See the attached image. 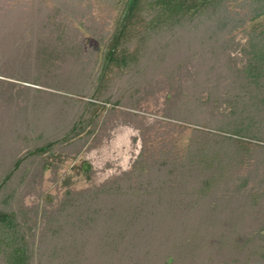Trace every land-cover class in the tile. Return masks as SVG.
Masks as SVG:
<instances>
[{"label": "rangeland", "instance_id": "obj_1", "mask_svg": "<svg viewBox=\"0 0 264 264\" xmlns=\"http://www.w3.org/2000/svg\"><path fill=\"white\" fill-rule=\"evenodd\" d=\"M123 3L0 0V181L35 143L61 137L68 131L83 108L78 98L85 95L83 99L90 100L101 69L104 43L117 25ZM250 3L228 0L225 12L197 24L190 32L183 28L169 33L170 38H150L133 70L121 75L116 72L100 91L101 97L111 102L103 111L96 108L100 116L92 135L56 146L55 152L64 160L56 161L53 168H45L42 157L28 155L22 161L1 189L0 199L7 200L5 209L17 215L31 250L30 264H69L73 254L68 255V244L75 251L84 238L101 236L105 227L96 219L104 215L97 214L103 206L94 198V188L110 180L119 181L121 188L128 186L127 176L136 173L135 164L145 149L155 154L162 147L164 151H185L194 134L216 131L214 126L228 122L233 105L247 113L242 120L241 116L233 119L241 121V126L247 125L244 132L264 138V103L250 97L252 88H245V79L238 73L248 62L244 48L249 47L250 31L261 20L264 23V18L251 20ZM15 8L26 15L38 9V14L9 16ZM43 19L47 21L45 26ZM166 41H170L168 47L164 46ZM189 105L190 109L185 110ZM235 151L229 144L216 147L215 153L225 162L233 159ZM217 174L219 183H215L219 185L212 184L206 195L212 207L218 201L223 205L240 204L246 197L234 188L246 177L248 188L264 193V148L248 154L238 173H227L225 177L220 171ZM203 177L209 179L208 174ZM190 189L184 186L179 190L188 194ZM163 197L166 199V193ZM260 199L264 203V195ZM179 201L182 205L190 202L187 197ZM114 203L121 210L128 205L122 196ZM167 205L169 199L162 208L167 209ZM248 209L250 221L241 223L245 228L257 229L264 207ZM235 211H241L239 206ZM209 214L206 222L196 218L184 221L181 217L173 220L174 228L201 225L200 236L196 237L201 248L191 257H217L220 261H230L231 255L243 258L238 252L233 254L222 239L229 225L221 223L218 214ZM83 225L89 227L87 233ZM203 231L208 233L206 237ZM183 233L188 235V231ZM171 244L173 241L164 245L153 241L149 249L163 245L162 254L179 249ZM135 253L132 264L143 257Z\"/></svg>", "mask_w": 264, "mask_h": 264}, {"label": "trees", "instance_id": "obj_2", "mask_svg": "<svg viewBox=\"0 0 264 264\" xmlns=\"http://www.w3.org/2000/svg\"><path fill=\"white\" fill-rule=\"evenodd\" d=\"M122 1H124L123 8L117 25L104 43L101 69L97 74L95 92L91 95L90 100H84L85 95L77 99L78 103H84L83 108L79 110L75 120L67 128L68 131L61 137L40 144L35 143L24 156L17 158L14 167L1 179L0 191L28 155L42 157L43 166L53 168L56 161L62 162L64 160L61 154L55 152L56 146L71 144L83 135H87V137L92 135L96 129V119L100 116V111L106 109L107 104L111 102L109 98H102L100 91L108 85L113 75L117 74L116 72L121 75L133 70L143 54V47L148 44L150 38L168 36L169 33L183 28L186 29L185 32H190L197 24L205 22L206 19L214 18L220 12H225L228 2V0ZM250 6L252 8L251 20L257 21L264 18V0H251ZM37 10H32L33 12L27 15L34 14L36 16ZM12 14L27 16L22 12L17 13L16 8L10 11L9 16ZM46 23L47 21L43 19L42 26H45ZM253 29L249 33L251 35L249 47L248 49L244 48L248 62L238 70V73L245 79V88H252L250 91L252 96L250 97L264 103L263 21L258 22V25ZM168 42L170 41H166L167 44L165 43L164 46L168 47ZM30 88L33 89L34 87ZM169 97L171 99L173 94ZM239 97L241 98V96ZM91 99H97L101 102H94ZM118 102L117 100L114 104ZM97 107H100L98 113L96 112ZM188 109H190V105L185 110ZM245 115L247 113L244 108L237 109V106L233 105L229 114L232 117L228 122L224 125L214 126L216 131L205 132L208 136L204 133H200L201 136L194 134L187 150L181 152L174 148H167L164 151L162 147V150L157 154L148 149L142 151L139 161L135 164L134 172L136 173L127 176L126 183L128 182V186L121 188L122 184L119 181L110 180L95 187L93 196L99 203L102 202L103 206L101 207L102 211L97 214H104V217L100 216L96 221L105 227L104 231L102 229L103 234L99 233L102 234L101 236L95 234L94 240L93 234L90 239L84 238V242L78 243V248L76 247L75 251L73 246L68 244L67 249L70 252L68 255L73 254V259L70 257L69 264H132L136 254L135 250L138 251L137 254L143 256L141 261L136 264H264V216L256 226L257 229L245 228V225L241 223L246 224L250 221V209L248 207L252 209L264 207V203L260 201L264 193L248 188L247 179L249 177H246L247 179L242 177L241 183L234 188L235 191H240L246 197V200L241 198L240 204L225 203L223 205L218 201L216 206L212 207L209 203L211 202L210 199L206 198L209 192L208 188L212 184L219 185L215 183L218 182L216 181L218 171L224 177L227 173L236 174L241 165L244 164L248 154L255 152L258 148H264L263 137L244 132L247 125L241 126V121L233 120L238 116H241L242 120V116ZM229 144L231 147H235L236 151L231 156L233 157L232 160L224 162L215 153L216 147L219 149ZM222 155L225 153H221ZM227 158L225 157V159ZM205 174L209 175V179L204 177L201 179ZM165 186H168L167 189ZM184 186L191 188L188 194L187 191L180 193V187L184 188ZM165 193L166 199L163 197ZM191 194L195 199L191 198ZM193 194L195 195L193 196ZM115 196L117 199H121V196L126 198L128 205L121 210L120 205L116 206L114 203L117 200L113 199ZM185 197L190 201L188 205L187 202H185L186 205H182L179 201L180 199L185 200ZM168 199L167 209L162 208L163 202L168 201ZM6 203L7 200L2 201L0 199V260L3 264H30L31 250L27 238L21 231L16 213L5 209ZM238 206L240 212L235 211ZM209 213L218 214L222 217L218 218L219 221L229 225L228 234L226 233V236L222 232V239L224 238L223 240L228 242L233 254L238 252L243 255V258L239 259L234 257L235 255H231L230 261H225V259L220 261L217 257L208 260L205 257L207 261H204V258L203 260L191 257L192 253L201 248L200 243L198 244L196 240V237L200 236L201 225L193 228H182V226H180L181 228H174L172 227L174 225L173 220L181 217L184 221L186 219L193 221V218H196L206 222L207 217L211 216ZM80 222L84 223L83 220ZM207 224L209 225V222ZM202 225L205 226L204 223ZM82 228L85 229V225ZM88 228L85 229L86 233L89 231ZM184 231H188L186 233L188 235L183 236ZM207 235L208 233L205 232L204 234L203 231V236L206 237ZM97 239L101 240L97 241ZM153 241L163 245L173 241L171 246L174 245L175 248L179 249L167 250L162 254L163 245H158L156 250L149 249V242ZM144 242H148V245L146 246L147 243L144 244ZM226 242L222 241L221 244L225 245ZM141 243L142 247H140ZM163 250L166 249L163 248Z\"/></svg>", "mask_w": 264, "mask_h": 264}]
</instances>
